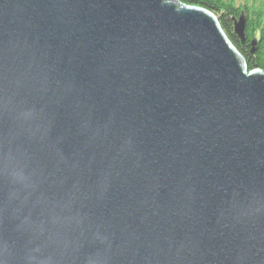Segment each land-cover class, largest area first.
Masks as SVG:
<instances>
[{"label": "water", "instance_id": "water-1", "mask_svg": "<svg viewBox=\"0 0 264 264\" xmlns=\"http://www.w3.org/2000/svg\"><path fill=\"white\" fill-rule=\"evenodd\" d=\"M0 264H264V72L213 14L0 0Z\"/></svg>", "mask_w": 264, "mask_h": 264}, {"label": "trees", "instance_id": "trees-1", "mask_svg": "<svg viewBox=\"0 0 264 264\" xmlns=\"http://www.w3.org/2000/svg\"><path fill=\"white\" fill-rule=\"evenodd\" d=\"M185 6L201 8L213 14L238 52L247 68L264 72V0H178ZM246 17V42L244 45L234 35L233 18ZM256 43L255 53L253 43Z\"/></svg>", "mask_w": 264, "mask_h": 264}]
</instances>
